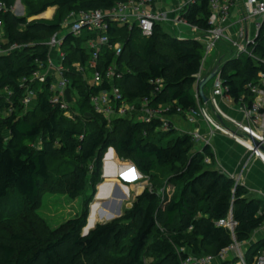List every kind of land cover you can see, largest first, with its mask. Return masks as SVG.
Here are the masks:
<instances>
[{
	"label": "trees",
	"instance_id": "obj_1",
	"mask_svg": "<svg viewBox=\"0 0 264 264\" xmlns=\"http://www.w3.org/2000/svg\"><path fill=\"white\" fill-rule=\"evenodd\" d=\"M0 1L9 6V0ZM124 1L128 0H43L30 14L17 16L10 10L0 14L6 43L28 45L0 56V201L14 191L29 208L37 209L41 193L50 188L73 199L80 197L92 174L90 166L93 177H99L103 152L109 147L146 177L167 170L173 190L165 194L155 184L144 187L121 216L97 223L86 235L81 228L87 210L70 220L69 229L54 240L13 233L9 241L0 243V264H181L189 253L216 256L235 240L248 241L264 221V200L249 198L246 187L210 167L205 162L206 157L214 159L209 146L195 150L192 135L180 132L171 119L186 118V112L197 105L194 85L205 55L197 37L173 36L160 22L150 36H144L137 24L110 22V44L120 42L122 50L117 54L103 45L90 66L94 50L86 42L96 35L67 33L62 51L64 74L70 80L67 90L77 99L73 116L52 103L51 76L31 83L35 100L28 107L22 104L26 89L21 79L47 69L50 51L45 43L63 29L67 16L82 10L107 11ZM49 7H56L52 18L29 20ZM210 14L209 0H195L183 17L207 30ZM253 48L264 58V28ZM110 66L120 77L95 84V70L104 72ZM262 70L264 63L247 56L225 60L220 69L225 94L236 104L250 105L254 94L249 85L257 82ZM113 85L126 101L146 98L168 119V129L162 130L159 120L146 123L123 116L109 121L97 112L92 96L110 91ZM5 89L13 94L8 96ZM200 99L203 102L201 95ZM230 210L237 221L234 234L217 225ZM262 251L264 237L249 245L247 259L252 262Z\"/></svg>",
	"mask_w": 264,
	"mask_h": 264
},
{
	"label": "built area",
	"instance_id": "obj_2",
	"mask_svg": "<svg viewBox=\"0 0 264 264\" xmlns=\"http://www.w3.org/2000/svg\"><path fill=\"white\" fill-rule=\"evenodd\" d=\"M194 2L195 0L183 1L181 7L182 15L178 18L179 22L188 24L187 20L183 17V12ZM153 3L154 0H128L117 3L112 9L107 11L97 9L72 12L64 21L63 28H67V33H71L76 37L82 35L84 31L96 35L94 39H89L86 42V47L94 50L93 62L90 64V66H94L95 60L98 57L97 51L101 46L107 45L113 47L117 54L122 50L120 42L110 44L109 35L107 33L110 22L129 24L130 26L137 24L144 36H150L153 32L154 24L156 22L162 23L167 19L165 13L148 9ZM235 5L234 0H209L211 11L209 17L210 28L203 30L193 26L195 30L199 31V36L197 38L200 41H202V38L205 39V44L203 43L205 46V58H203L202 66L206 62L207 55H209L216 44L222 40H227L233 48L237 49V53L231 58L247 56L254 61L264 63V58H260L254 52L253 48L258 35L264 28V0L243 1L241 15L239 14L237 23L245 24L246 22L251 21L252 24L250 29L242 24L243 26L239 30L240 33L238 37H233L228 31L231 17L235 13ZM8 10L12 12L8 5L0 1V14L5 13ZM58 34L59 32L55 33L45 43L50 52L57 51V64H54L53 57L49 53L47 69L53 68L54 74L59 72L61 75V80H52L51 89L54 92L52 103L59 104L61 108L67 110L68 104L65 102L64 97L70 84V80L64 74L66 72L63 64L66 55L62 51L64 37L60 38ZM2 38H4V28L3 22L0 19V56L21 51L28 46L27 44H20L17 42L7 44L6 42L1 41ZM239 39H242L243 41H239ZM248 47H250V50H248ZM75 66L77 67V70L82 71L79 64H75ZM221 66L222 64H218V68L215 72V82L212 94L208 97L207 101L202 102L199 93H197V105L186 112L185 119L193 125L197 124L199 119H202V121H204L209 127L211 133L217 132L232 138L252 155L259 157L264 161V70L259 72L257 82L249 85L254 94V99L250 105L244 107L247 120L243 121L230 116L220 106L219 97L228 96L225 94V87L223 86L220 75ZM51 75L52 74L46 72L43 73V71L39 70L33 72L30 78L21 79V84L26 89L25 94L21 99V102L25 107L30 106L35 100V92L30 88V84L35 81L42 82L47 76ZM119 77L120 74H117L115 68L110 66L105 69L104 72L95 70L93 80L95 84H100L104 79H109V81L113 82L115 78ZM202 79L203 77L199 74L197 84ZM4 91L8 96L13 94V92L8 89H5ZM91 103L94 106V109L106 118L123 116L132 117L139 114L137 116L138 119L146 123L159 120L162 123L161 129H168V119L161 116L157 108L149 106L146 98H142L138 102L126 101L119 88L115 85L112 86L110 91H102L98 95L92 96ZM187 133H190L192 139L196 142H208V139L200 133L198 125H196L192 132ZM205 162L207 164L211 163V158L206 157ZM217 225L228 229L234 234L237 221L234 219L232 210L229 211L226 217L218 220ZM255 231L264 234V221ZM245 244L252 243L249 240L244 242H238L235 240L233 244L223 249L216 256H196L189 253L188 256L182 260L181 264H264V251L256 255L252 262H250L247 259L249 246L245 247L244 250L242 248Z\"/></svg>",
	"mask_w": 264,
	"mask_h": 264
},
{
	"label": "rangeland",
	"instance_id": "obj_3",
	"mask_svg": "<svg viewBox=\"0 0 264 264\" xmlns=\"http://www.w3.org/2000/svg\"><path fill=\"white\" fill-rule=\"evenodd\" d=\"M43 2V0H9V7L17 16H23L26 14H30L33 10L37 9L39 5ZM6 4V3H5ZM49 15V12L46 13ZM34 16L29 17V20L34 19ZM165 26V29L170 31L171 35H178L180 34V30L187 31L184 34L186 36H191V28H187L186 25L180 23L179 26L173 30L171 27L167 26V23H162ZM67 28H63L59 31V37L62 38L67 33ZM193 38V37H190ZM2 38V42H6L5 39ZM203 43L205 44V39L202 38ZM239 41H243L239 39ZM59 50V49H58ZM250 50V47H248ZM237 53V49L233 48L232 45L227 40L219 41L216 46L212 49V51L207 55L205 64L207 66H216L217 64H223L225 60L231 58L233 55ZM205 58V57H204ZM208 68L204 70L207 72ZM56 79L59 81L61 80V75L59 72L55 73ZM215 79H211L207 84V89L211 88L214 85ZM65 102L70 104L72 108L68 107L67 114L69 117L73 116L72 109H77V99L74 96L73 92L67 90L65 92ZM75 109V110H76ZM136 114L132 116L134 119H138ZM116 117L108 118L109 121L113 120ZM8 131L4 132V137H8ZM202 146L201 141L195 142V150H200ZM110 148V147H109ZM109 148L103 152L102 156V164L99 177H93L94 167L90 166V171H92L90 175V179L86 186L85 192L80 197L75 199L70 198L65 192L54 190L52 188L48 190H44L41 193V206L37 209L29 208L26 204L23 203L21 197H19L14 191H11L9 196L0 201V243L9 241L10 236L13 233L24 232L30 235H34L39 237L40 239L46 240H54L55 238L59 237L61 234L65 233L69 229V221L72 219H76L81 217L84 212L87 210V215L85 219V223L81 228L83 230L88 224L90 219V207L91 205L95 204L96 202L102 203L107 198L98 199L97 193L99 186L107 181H112L117 183L119 186L120 192H122L125 198L122 200V213L126 208L129 207V204L135 200L137 194L143 190L144 187L152 186L155 184L163 193H168L167 188H169L168 183V176L169 173L167 170L159 169L156 171L155 177H146L138 171L136 168L134 170V174L130 181H125L120 176L114 177H103L104 171V156L108 152ZM112 160L119 166V165H129L127 169H125L123 173H128L131 169L130 165H134L133 162L129 159H126L120 156L115 150L113 152ZM106 162L109 161L108 159L105 160ZM135 166V165H134ZM113 170L112 167H108L107 173H111ZM127 187V190L123 188V186ZM115 185L113 184V189L111 190V194L114 192ZM173 189V186H172ZM102 207V205H100ZM107 210V209H106ZM95 223L107 221L105 218H100L99 210L96 211L94 215ZM264 234H261L257 231H254L249 241L251 243L256 242L260 238H263ZM250 244L243 245V250L245 247H248ZM20 246V244H19ZM82 264H87L86 261H83ZM113 264V263H111Z\"/></svg>",
	"mask_w": 264,
	"mask_h": 264
},
{
	"label": "crops",
	"instance_id": "obj_4",
	"mask_svg": "<svg viewBox=\"0 0 264 264\" xmlns=\"http://www.w3.org/2000/svg\"><path fill=\"white\" fill-rule=\"evenodd\" d=\"M183 1L184 0H154L153 5L149 6L148 9L165 13L167 19L162 23H167L168 27H171L173 30H175L176 27L179 26L178 24L182 23L178 21V18L182 15L181 7ZM234 1L236 4V7L234 9L235 13L231 17L229 25L230 27L228 31L233 37H238L240 33V28L244 25L247 26L248 29H250L252 23L251 21L246 22L245 24L237 23L239 14L241 15V9L244 0ZM55 11L56 7H49L46 11L34 17L50 19L54 15ZM47 12H49V15H46ZM182 24L186 25L187 28H191L190 37L195 38L199 36V31L195 30L192 25L187 23ZM162 26L163 29L170 34V31L166 30L163 24ZM186 31L187 29L184 31L180 30V34L173 36H176L181 39L190 38L189 36H186L187 34H184ZM56 53L57 51L50 52V55L53 57L54 64H57ZM216 66H207L206 64H204L199 74L204 78L208 76ZM206 67L208 68V71L204 72ZM45 72L52 74L51 77L53 78V80H57L53 68H48L43 71V73ZM206 87L207 86H205L204 88V94L208 98L212 94L213 86L209 89H207ZM194 90L197 94V82L194 85ZM204 101L205 100H203V102ZM219 103L221 108L230 116L238 120H247L246 114L244 112V107L246 105L236 104L234 100L228 96L219 97ZM171 119L174 123V126L182 133L192 132L196 125H198L200 133L208 139V142L201 141L202 146L200 147V150H202L206 145H208L214 155V159L213 161H211V163H209V166L232 177L237 184L246 187L249 191V198H257L262 201L264 200V161H262L259 157H255L254 155H252L242 145L234 141L232 138L217 132L211 133L209 127L204 121H202V119H199L198 123L195 125L190 124L188 121H186L184 117L181 116H175ZM127 174L130 178L133 176L134 172L132 171V169H130ZM172 190V185H169V188H167V192L170 193ZM111 197L112 194L109 196V198Z\"/></svg>",
	"mask_w": 264,
	"mask_h": 264
},
{
	"label": "water",
	"instance_id": "obj_5",
	"mask_svg": "<svg viewBox=\"0 0 264 264\" xmlns=\"http://www.w3.org/2000/svg\"><path fill=\"white\" fill-rule=\"evenodd\" d=\"M218 68V65L212 70V72L204 77L198 84H197V89L201 95V97L203 98V100L207 101V97L205 96L204 94V88L205 86L207 85V83L214 78L215 76V72ZM113 148L110 147L108 152L105 154L104 156V162H105V165H104V171H103V177L104 178H107V176H109L108 174H106V156L107 154L110 153V151H112ZM129 165H119V168H118V171L117 173L115 174L116 176H120L122 179H124L125 181H130V179L132 177L129 178L128 174L127 173H124L122 174L121 172H123L125 169L128 168ZM131 169L134 171L135 170V166L134 165H130ZM132 176V175H131ZM115 185L114 187V192L112 193V197L109 198V196L111 195V190H109V192H107L106 194L103 193V190L104 188L107 186V185ZM119 186L117 183H108V182H104L102 183L99 188H98V193H97V198L98 199H104V198H107L105 201H103L102 203L100 202H96L95 204L91 205L90 207V219L88 221V224L87 226L85 227V229L83 230V235H86L89 233V231L94 228V226L96 225L95 223H93V220L92 219V216L95 215V210H99V214H100V218H105L107 221H110V220H113L114 218H117L119 216H121L122 214V200L125 198L124 194L122 192H120V190L118 189ZM123 188L125 190H127V187L124 185ZM144 189V188H143ZM140 193V192H139ZM138 193V194H139ZM137 194V195H138ZM100 205H102V207H100ZM132 204L130 203L129 204V207H131ZM107 209V210H106ZM105 222V221H103Z\"/></svg>",
	"mask_w": 264,
	"mask_h": 264
},
{
	"label": "bare ground",
	"instance_id": "obj_6",
	"mask_svg": "<svg viewBox=\"0 0 264 264\" xmlns=\"http://www.w3.org/2000/svg\"><path fill=\"white\" fill-rule=\"evenodd\" d=\"M113 152H114V149L112 150V151H110V153L109 154H107V156H106V159H108L109 161H107L106 162V171H107V169H108V167L110 168V167H112L113 168V170H112V172L109 174V173H107L106 172V174H108L109 176H107V177H114V176H116L115 174L117 173V171H118V168H119V166L112 160V158H113ZM105 159V160H106ZM133 171V170H132ZM134 172V171H133ZM124 174V173H123ZM108 183H113L112 181H107ZM113 189V185H111V184H109V185H107L105 188H104V190H103V193L104 194H106L107 192H109V190H112ZM95 213H96V210H95ZM92 219H94V216H92ZM96 221H95V219L93 220V223H95ZM96 224V223H95Z\"/></svg>",
	"mask_w": 264,
	"mask_h": 264
}]
</instances>
